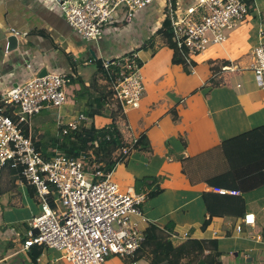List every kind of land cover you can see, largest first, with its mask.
I'll return each instance as SVG.
<instances>
[{"label":"crops","instance_id":"crops-1","mask_svg":"<svg viewBox=\"0 0 264 264\" xmlns=\"http://www.w3.org/2000/svg\"><path fill=\"white\" fill-rule=\"evenodd\" d=\"M173 2L180 14L196 0ZM169 3L155 0L130 21L120 16L104 27L98 42L87 43L54 0H0V93L23 82L28 74L31 77L46 69L67 74V92L69 85L75 84V97L81 86L76 82L83 80L91 94L88 105L93 106L103 92L96 85L106 83L98 60L113 61L134 52L141 64L145 90L140 106L127 110L117 122L127 143L147 135L151 148L133 147L112 174L123 190L133 186L135 191L147 194L141 204L147 220L134 216L133 221L144 232L150 224H157L166 237L172 232L187 233L183 239H216L221 252L219 264H264V186L247 198L245 214H255V225L243 224L239 232L236 225L243 215L224 213L203 227L209 216L204 194L208 186H213L210 180L230 168L223 142L264 125V86L258 84L251 67L264 19L259 35L255 27L241 21L225 43L178 61L175 41L165 26L170 19ZM12 28L25 35L18 38L17 48L9 51L6 47ZM84 107L75 104L74 111L66 102L55 107V114L66 123ZM52 108H44L41 113ZM32 118L28 126L33 138L39 140L43 134L59 132L57 119V128L47 131L42 123L32 124ZM90 118L88 124L94 122L96 127L113 120L107 114ZM125 124L131 130L128 127L124 131ZM120 154V150L114 152L115 157ZM15 175L8 165L0 163V264H62L61 254L55 249L42 247L36 258L33 253L37 248H24V231L40 208L36 188ZM150 254L145 251L139 258L123 260L113 255L109 264H149Z\"/></svg>","mask_w":264,"mask_h":264},{"label":"built area","instance_id":"built-area-1","mask_svg":"<svg viewBox=\"0 0 264 264\" xmlns=\"http://www.w3.org/2000/svg\"><path fill=\"white\" fill-rule=\"evenodd\" d=\"M154 1L54 0L67 22L86 41H98L107 24L117 21L120 16L130 21L137 11ZM169 2L173 39L182 53L186 51L188 55L200 53L208 44L227 41L229 33L249 12L244 0H196L180 14L174 9L173 0ZM10 31L17 39L25 35L15 28ZM259 36L251 67L258 84L264 86V29L260 30ZM112 64L117 68L115 74L111 70ZM102 65L109 76L114 77L112 106L120 105L122 114L138 108L145 84L137 54L129 52L113 61L104 59ZM68 83V75L64 72H47L43 76L35 73L0 93V163L12 161L13 166L21 167L22 181L36 188L40 208L29 221L24 248L29 250L37 244L55 249L71 264H107L110 255L133 257L145 241V232L133 218L142 216L141 204L147 194L135 191L133 186L123 190L112 179L113 170L104 173L98 169L89 173L83 160L64 155L47 160L31 133H24L22 124L28 126L31 118L44 108H59L66 104ZM8 106L12 108V115L4 112L3 107ZM58 119L61 132L67 134L83 124L88 125L91 118L79 114L66 124L62 122V116ZM123 130L127 131L128 125L125 124ZM136 141L137 138H133L119 148V156L127 158ZM208 191L239 194V191L216 186H208ZM255 223V214L247 213L236 229L240 232L243 224ZM172 235L183 239L187 233Z\"/></svg>","mask_w":264,"mask_h":264},{"label":"trees","instance_id":"trees-1","mask_svg":"<svg viewBox=\"0 0 264 264\" xmlns=\"http://www.w3.org/2000/svg\"><path fill=\"white\" fill-rule=\"evenodd\" d=\"M244 1L247 3L249 11L256 9L257 0ZM165 26L173 37L170 19H166ZM173 44L178 51L176 60L184 61L187 52L185 51L183 54L176 42ZM102 64L103 60L99 59V70L111 82L114 77L109 76ZM111 70L114 74L117 72L114 64H112ZM79 82L81 87L76 94L77 106H83L85 101H91V94L89 86L83 80L79 79ZM112 103L114 104L112 96L102 92L99 97L94 99V105L85 106L83 111L88 117L103 115L105 108ZM3 108L5 113L12 115L11 107ZM119 112L122 113L121 106L117 105L109 114L113 119L112 122L102 127H96L92 122L77 130H71L67 134H63L59 129L56 134L48 135L47 133L43 134L39 140L35 137L33 139L47 160L58 155L74 157L89 162L90 166L86 167V171L89 173L98 169L108 173L114 170L118 162L124 161L122 156H114L115 151L127 144L117 124ZM14 118L16 119V117ZM22 126L24 133L28 135L29 127L24 124ZM222 146L230 168L215 176L210 180V183L226 190L239 191V194L205 192L204 201L209 216L204 220V228L218 214L234 213L244 216L248 195L264 186V125L230 138L223 142ZM134 147L150 149L151 144L148 136H140L134 143ZM4 165H8L16 173L15 177L22 178L20 166H13L12 161L5 162ZM91 166H95L93 171ZM95 178L98 179L97 176ZM27 228L29 229L28 225L24 231L25 235L28 232ZM36 248L37 251L33 254L37 258L42 252V246L35 244L31 250ZM207 250L208 253H206ZM145 251L151 253L149 264H198V261L199 264H219L221 262V252L218 250L216 239L174 238L172 232H169L166 237L161 233L160 226L154 223L145 230V241L138 249L135 259L143 255Z\"/></svg>","mask_w":264,"mask_h":264},{"label":"rangeland","instance_id":"rangeland-1","mask_svg":"<svg viewBox=\"0 0 264 264\" xmlns=\"http://www.w3.org/2000/svg\"><path fill=\"white\" fill-rule=\"evenodd\" d=\"M56 5V4H55ZM57 6V8L59 9V11H60V7L58 6V5H56ZM261 13H263V16H262V14ZM61 14H63L62 12H61ZM264 19V0H259L258 1V3H257V8L255 9V10H253V11H249L248 13H247V15H246V17H245V19L244 20H242L243 21V25H245V26H247V24H250V25H252V27H255L256 28V34H258L259 35V28H260V26H261V23H262V20ZM239 26V24L237 25V26H235L233 29H235V28H237ZM230 34V33H229ZM229 38V37H228ZM228 40V39H227ZM87 42V41H86ZM96 42H98V41H96ZM226 42V41H225ZM224 42V43H225ZM88 43V42H87ZM223 44V43H222ZM212 45H214V44H208L200 53H202V52H204L207 48H209L210 46H212ZM117 54H115L114 56H116ZM195 55H197V54H195ZM193 56V55H192ZM119 56H117L116 58H118ZM41 65V64H40ZM94 66V68L96 67L95 65H93ZM96 69H97V67H96ZM98 69H99V67H98ZM100 71V70H99ZM101 72V71H100ZM102 73V75H104L103 74V72H101ZM39 75H40V73H38ZM29 75L30 74H28L27 75V77H26V79H24L23 81H25V80H27V79H29L30 77H29ZM101 75V76H102ZM103 77V79L105 80V82L106 83H104V85H102V86H100V84H97L96 85V87H101L102 89V91L104 92V93H108V94H110L111 96H112V89H111V86H112V84H113V80L110 82V81H108V79L105 77V76H102ZM76 84H79L80 85V83L79 82H76ZM75 84H70L69 85V87H68V89H69V93H68V98H67V102L69 103V104H71V109L72 110H76L75 109V104H77V98L75 97V95L73 96V92H72V87L74 86ZM79 87H81V86H79ZM112 99H113V96H112ZM113 102H114V99H113ZM83 105H85V106H88V101H85L84 103H83ZM113 105V103L111 104V105H109V106H107L106 108H105V114H107L108 116H110L109 114L113 111V109L115 108L114 106H112ZM56 110H57V108H55V107H53L52 108V110L51 111H48L47 113H41V114H37V115H35V116H33V118H32V124L34 123V124H38V123H42V124H40V126L41 127H44L45 129H47V131H49V130H52V129H56L57 128V123H56V121L57 120H59L58 118H57V114H55L56 113ZM79 114H84L85 115V113H84V111H81V112H79ZM79 114H76L77 116L79 115ZM75 115V114H74ZM123 115L124 114H122V113H118V117H117V120H121V118L123 117ZM86 116V115H85ZM46 117V121H40V122H38V120L37 119H40V118H45ZM88 117V116H87ZM111 117V116H110ZM126 119H128V116L126 115ZM33 119H34V121H33ZM57 119V120H56ZM62 120H64V118L62 119ZM69 122V121H68ZM68 122H66V123H68ZM65 123V124H66ZM117 124H118V122H117ZM83 125H87V124H83ZM83 125H81V126H83ZM80 126V127H81ZM118 126H119V124H118ZM128 127H129V129L131 130V127L128 125ZM122 128L123 127H119V129H120V131H121V133H122ZM60 129V128H59ZM51 132H49L48 133V135H51V134H53V133H51ZM123 136H124V134H123ZM85 162V166L86 167H88V166H90V164H89V162H86V161H84ZM95 166H91L90 168H91V170L93 171L95 168H94ZM165 173H163V175H164ZM174 186H176V185H174ZM164 189V188H163ZM159 193V192H158ZM158 193H156V194H158ZM155 195V194H154ZM153 196V195H152ZM151 197V196H150ZM149 197V198H150ZM149 198H148V200H149ZM173 198H174V196H173ZM110 256H113V255H110ZM109 256V257H110ZM115 256H117V257H119V258H121L122 259V257H120L119 255H115ZM109 257H107V260H106V262H107V264H109ZM123 260V259H122ZM62 264H71V263H69V262H67L65 259H62Z\"/></svg>","mask_w":264,"mask_h":264},{"label":"water","instance_id":"water-1","mask_svg":"<svg viewBox=\"0 0 264 264\" xmlns=\"http://www.w3.org/2000/svg\"><path fill=\"white\" fill-rule=\"evenodd\" d=\"M8 42H9V51H12V50H14V49H16L17 48V46H18V39H17V37L15 36V35H11L9 38H8ZM47 73V70L46 69H44V70H42L41 72H40V76H43V75H45ZM17 84H15V86H16Z\"/></svg>","mask_w":264,"mask_h":264}]
</instances>
